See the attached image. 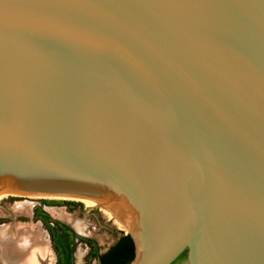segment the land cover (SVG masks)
Returning <instances> with one entry per match:
<instances>
[{"label":"water","instance_id":"obj_1","mask_svg":"<svg viewBox=\"0 0 264 264\" xmlns=\"http://www.w3.org/2000/svg\"><path fill=\"white\" fill-rule=\"evenodd\" d=\"M0 192L130 218V264H264V0H0Z\"/></svg>","mask_w":264,"mask_h":264},{"label":"rangeland","instance_id":"obj_2","mask_svg":"<svg viewBox=\"0 0 264 264\" xmlns=\"http://www.w3.org/2000/svg\"><path fill=\"white\" fill-rule=\"evenodd\" d=\"M39 195L42 194L0 196V228L9 225L17 229V225H28L35 231L40 230L39 234H44L47 240L52 264H100V255L121 234L129 232L100 204L90 207L78 199ZM19 202H31L29 211L17 213L12 207ZM57 211L81 223L73 225L55 213ZM0 264H4L1 258ZM177 264H188L187 258L183 257Z\"/></svg>","mask_w":264,"mask_h":264},{"label":"bare ground","instance_id":"obj_3","mask_svg":"<svg viewBox=\"0 0 264 264\" xmlns=\"http://www.w3.org/2000/svg\"><path fill=\"white\" fill-rule=\"evenodd\" d=\"M7 193L22 195L20 193L13 192H0V196L6 195ZM51 196L78 199L85 202L90 207L100 204L106 209V211L108 210L107 213L109 212L110 214L116 216L118 222H120L125 229L131 232L130 218L124 214V212L119 207L84 197L66 195ZM31 205V202H19L16 203V205L12 208L17 213H26L29 211V207H31ZM53 210L54 209H52V211ZM55 213H58L61 218L66 219V221H70L73 225L78 226L81 223L77 219L68 218V215L65 216V214L61 211H57ZM8 226L5 225L4 227L0 228V258L4 264H42V262H47L48 264L53 263L51 261L52 259L49 260L51 255L47 246V240L45 239L44 234H39L40 230L35 231L31 227H27L28 225H17V229L16 227L11 229V227ZM193 250L194 264H217L201 244L195 245Z\"/></svg>","mask_w":264,"mask_h":264},{"label":"trees","instance_id":"obj_4","mask_svg":"<svg viewBox=\"0 0 264 264\" xmlns=\"http://www.w3.org/2000/svg\"><path fill=\"white\" fill-rule=\"evenodd\" d=\"M184 255V254H183ZM135 258V244L130 234L123 235L99 257L100 264H130Z\"/></svg>","mask_w":264,"mask_h":264},{"label":"flooded vegetation","instance_id":"obj_5","mask_svg":"<svg viewBox=\"0 0 264 264\" xmlns=\"http://www.w3.org/2000/svg\"><path fill=\"white\" fill-rule=\"evenodd\" d=\"M183 257L187 258L186 252L182 253L181 256L176 261H174L172 264H177V262L180 261Z\"/></svg>","mask_w":264,"mask_h":264},{"label":"crops","instance_id":"obj_6","mask_svg":"<svg viewBox=\"0 0 264 264\" xmlns=\"http://www.w3.org/2000/svg\"><path fill=\"white\" fill-rule=\"evenodd\" d=\"M122 235H123V234H121V235L119 236V238H120ZM119 238H118V239H119ZM118 239H117V240H118ZM115 243H116V242H115ZM115 243H114V244H115ZM114 244H112V246H113ZM109 248H110V247H109ZM109 248H108L106 251H108ZM106 251H105V252H106ZM105 252H103V253H105ZM103 253H102V254H103Z\"/></svg>","mask_w":264,"mask_h":264}]
</instances>
